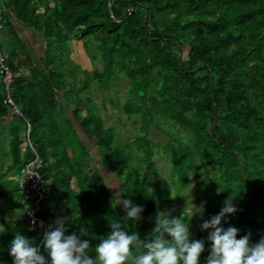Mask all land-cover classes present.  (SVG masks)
Here are the masks:
<instances>
[{
	"label": "trees",
	"instance_id": "1",
	"mask_svg": "<svg viewBox=\"0 0 264 264\" xmlns=\"http://www.w3.org/2000/svg\"><path fill=\"white\" fill-rule=\"evenodd\" d=\"M0 7V30L8 28L17 44L4 64L14 72L27 65L32 79L19 75L11 85L20 115L6 103L0 81V264H13L10 244L17 232L50 260L42 232L27 215L30 200L19 186L21 170L35 160L49 188L35 217L47 230L57 218H66V235L86 229L80 238L93 250L111 232L109 220H121L142 240L155 235L159 212L188 223L187 214L175 207L186 201L181 192L191 180L205 218L218 214L232 197L238 211L222 226L237 228L238 239L250 232L252 244L264 238V0H0ZM20 27L44 43L43 57L34 64ZM72 40H86L85 51L88 42L95 43L102 65L92 72L95 82L114 73L127 81L128 97L116 113L140 122L141 134L133 141L139 154L116 145L114 129L89 115L90 98L81 97L84 83L72 103L65 99L63 94L75 90L64 80ZM70 73L72 86L86 82ZM57 114L64 116L61 122ZM76 127L94 141L95 156ZM150 127L166 141L148 139ZM160 152L169 163L168 183L155 180L152 187L140 166L155 173L153 155ZM101 171L121 182L119 198ZM119 199L141 206V218L123 221ZM18 210V217L8 221L6 214ZM207 237L199 232L191 238L205 241L199 264H206L210 254ZM90 255L94 258V251Z\"/></svg>",
	"mask_w": 264,
	"mask_h": 264
},
{
	"label": "clouds",
	"instance_id": "2",
	"mask_svg": "<svg viewBox=\"0 0 264 264\" xmlns=\"http://www.w3.org/2000/svg\"><path fill=\"white\" fill-rule=\"evenodd\" d=\"M24 195L30 200L28 193ZM119 205L126 212L123 221L141 218L143 208L130 199H119ZM199 209L202 214L203 206ZM237 211L233 198L229 197L218 214L201 224L202 230L211 229L207 237L211 248L206 264H264V238L252 244L250 232L238 239L237 228L222 226L225 217ZM109 224L111 232L93 250L89 240L80 238L87 235L86 229L81 228L80 235H66V218H57L54 225L48 226L43 238V248L50 260L41 253L39 246L17 232L10 244L13 264H199L205 251L203 239H191L189 223L170 212L157 214L155 235L148 240H142L135 232L129 234L121 220H109ZM133 247L137 249L136 255H133ZM93 251L94 258L90 255Z\"/></svg>",
	"mask_w": 264,
	"mask_h": 264
},
{
	"label": "rangeland",
	"instance_id": "3",
	"mask_svg": "<svg viewBox=\"0 0 264 264\" xmlns=\"http://www.w3.org/2000/svg\"><path fill=\"white\" fill-rule=\"evenodd\" d=\"M8 28H1L0 30V49L1 51L7 56L9 52L12 53L13 48H17V44L14 43L13 40H11V37L8 34ZM38 44L41 45V47H44L43 41L40 39L37 40ZM88 51H85V47L83 48V45H86V40L79 41V40H72L68 41V52H70L69 59L71 60V63L67 67L66 71V77L64 80H68V82L65 83V86L69 87L71 86L75 90H70L68 93L63 94L65 96V99L68 101V104L72 101L71 98L75 95V93L79 94V89L84 88L83 83L85 85V91L81 95V97H85L86 95L88 98H90V104H89V115L95 114V116L102 119L104 126L108 127L111 126L114 129V143L118 145L124 144L128 145L131 149L132 153L137 155L140 152L134 147L133 141H134V134H141L140 130V122L136 119V116H132L127 118V116L123 115L122 113L118 114L116 113L118 111V108L121 107V105L125 102L126 98L128 97L127 94V81L124 80V78L121 75H118L117 73H114V76L110 77L108 79L105 77L103 81L99 84L97 81L93 80L92 72L96 69L98 71H101V61L100 56L97 53L95 49V43H92L91 41L88 42ZM84 45V46H85ZM81 46L84 49L85 52L81 51ZM31 47V46H29ZM20 48V47H19ZM38 56H42L41 48H37ZM32 52V50H31ZM34 52H32L29 55L30 63H35L36 59L34 58ZM93 54L95 56L94 59H90L89 55ZM183 58L186 57V52L182 54ZM16 62V61H15ZM81 63L83 67H81ZM26 64V63H23ZM77 65V66H76ZM25 67L23 66L22 69L17 71V74L22 76L23 78H28V71H26ZM86 69V71H85ZM78 78V79H85L86 82L81 81V83H74L72 86L71 84V73ZM82 72H85L84 74ZM86 75V76H85ZM32 81V79H29ZM39 81V80H36ZM102 86L104 89L99 88ZM80 95V94H79ZM114 102V104L112 103ZM72 103V102H71ZM119 116L121 117V121L118 120ZM69 118L73 119V116L70 115ZM64 119V116L61 117L60 114H57V121L61 122ZM17 121V117L15 119ZM134 121L136 123L134 124ZM7 122V120H6ZM122 122V123H120ZM159 126L162 129H168V125L165 123L158 122ZM74 125H77V122L74 121ZM24 126L20 128V135L24 136ZM148 139L159 141V144L161 145L166 140L161 137V135L154 129V127H150L148 129ZM4 134L7 135L6 132ZM81 139L85 143L86 146L89 147V151L95 156V146L94 141H89L85 139V136H82ZM0 140H3L2 137H0ZM6 143V140H5ZM4 145V144H3ZM98 160V158H97ZM153 161L154 166L156 168V172L152 173L151 171H147L145 167L140 166V175L146 178L147 184L151 185L152 187L155 186V180L158 182H163L168 177V168L169 163L166 159L163 158L162 153L160 152L159 155L157 153H154L153 155ZM102 172L103 179L106 183V186L110 189V191L114 192V194L117 195V186L121 182L114 176ZM8 179H11V175L7 177ZM168 183V180H166ZM150 186V187H151ZM183 195L186 196V201L183 204H177L175 209L182 210L187 214L188 217V223L190 227L191 232V238L201 232L206 235L209 234L211 229L209 230H202L201 224L206 221L210 220V217L205 218L203 212L200 214L199 206L197 203H195V198L198 197L199 193L196 190L195 183L191 180L190 185L188 188H186V191L181 192ZM175 203H178V201H174ZM21 213L20 210H18L15 214H10L9 212L6 214V216L10 217L9 220L15 219L18 217V215ZM168 239H171V237H167Z\"/></svg>",
	"mask_w": 264,
	"mask_h": 264
},
{
	"label": "built area",
	"instance_id": "4",
	"mask_svg": "<svg viewBox=\"0 0 264 264\" xmlns=\"http://www.w3.org/2000/svg\"><path fill=\"white\" fill-rule=\"evenodd\" d=\"M6 57L7 56L0 49V81L4 88L6 103L12 107L14 113L20 115L19 109L11 100V85L19 75L17 72L10 70L4 64ZM39 165L40 162L35 160L28 163L21 170L19 186L22 192L28 193L30 196L31 210L27 213V215L31 219V222L36 224L37 229L42 232V237L44 238V233L47 231V228L40 219L34 217L35 213L38 212L42 202L45 200L46 195L49 194V188L42 183L41 176L38 172Z\"/></svg>",
	"mask_w": 264,
	"mask_h": 264
},
{
	"label": "crops",
	"instance_id": "5",
	"mask_svg": "<svg viewBox=\"0 0 264 264\" xmlns=\"http://www.w3.org/2000/svg\"><path fill=\"white\" fill-rule=\"evenodd\" d=\"M19 31H20V35H21L22 40L26 44V49H29V50L31 49L34 52L33 54H34L35 59L39 60L40 58H42L43 54H44V47L42 48L41 45L38 44V42H37V40H39V39L42 41L40 36L31 30L24 29L23 27H20ZM29 46H31V47H29ZM37 48L43 49V50H41L42 56H40V55L38 56V53H37L38 49ZM22 70H24V69H22ZM62 104H63V102H62ZM64 107H65V110L67 112V116H70L71 113H70L69 105H65Z\"/></svg>",
	"mask_w": 264,
	"mask_h": 264
},
{
	"label": "water",
	"instance_id": "6",
	"mask_svg": "<svg viewBox=\"0 0 264 264\" xmlns=\"http://www.w3.org/2000/svg\"><path fill=\"white\" fill-rule=\"evenodd\" d=\"M76 130L78 131V134H79L80 138H81L82 136H84V135H83V132H82L78 127H76ZM82 141H83V140H82Z\"/></svg>",
	"mask_w": 264,
	"mask_h": 264
}]
</instances>
